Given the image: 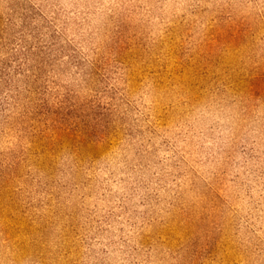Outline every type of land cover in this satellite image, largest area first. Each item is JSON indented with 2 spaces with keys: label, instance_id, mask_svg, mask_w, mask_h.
I'll use <instances>...</instances> for the list:
<instances>
[{
  "label": "rangeland",
  "instance_id": "374dc122",
  "mask_svg": "<svg viewBox=\"0 0 264 264\" xmlns=\"http://www.w3.org/2000/svg\"><path fill=\"white\" fill-rule=\"evenodd\" d=\"M0 264H264V0H0Z\"/></svg>",
  "mask_w": 264,
  "mask_h": 264
}]
</instances>
